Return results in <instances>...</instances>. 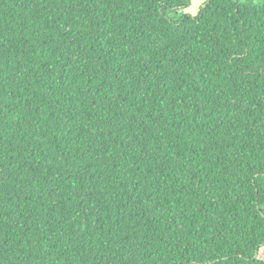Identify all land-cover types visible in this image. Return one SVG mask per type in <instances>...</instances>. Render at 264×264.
Returning a JSON list of instances; mask_svg holds the SVG:
<instances>
[{"label":"trees","instance_id":"16d2710c","mask_svg":"<svg viewBox=\"0 0 264 264\" xmlns=\"http://www.w3.org/2000/svg\"><path fill=\"white\" fill-rule=\"evenodd\" d=\"M0 0V264H264V4Z\"/></svg>","mask_w":264,"mask_h":264},{"label":"rangeland","instance_id":"374dc122","mask_svg":"<svg viewBox=\"0 0 264 264\" xmlns=\"http://www.w3.org/2000/svg\"><path fill=\"white\" fill-rule=\"evenodd\" d=\"M191 4L188 8L184 9L183 11H180L178 14L181 15H191L196 16L199 13L200 8L209 0H190ZM243 2L252 3L254 5H263L264 0H241Z\"/></svg>","mask_w":264,"mask_h":264}]
</instances>
